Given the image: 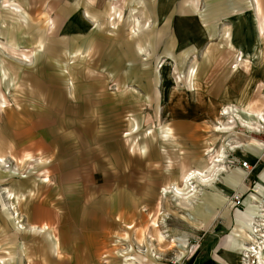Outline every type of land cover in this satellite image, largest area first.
<instances>
[{
    "label": "rangeland",
    "instance_id": "374dc122",
    "mask_svg": "<svg viewBox=\"0 0 264 264\" xmlns=\"http://www.w3.org/2000/svg\"><path fill=\"white\" fill-rule=\"evenodd\" d=\"M98 1L0 3V264H206L205 232L247 207L231 263L258 264L245 255L263 246L264 264V0L164 21ZM227 142L213 189L163 194H187L182 175L207 174Z\"/></svg>",
    "mask_w": 264,
    "mask_h": 264
},
{
    "label": "crops",
    "instance_id": "0c3cea01",
    "mask_svg": "<svg viewBox=\"0 0 264 264\" xmlns=\"http://www.w3.org/2000/svg\"><path fill=\"white\" fill-rule=\"evenodd\" d=\"M7 1L9 2L11 0H0V3L2 4V6L9 7L13 11H17L18 13H20V7H18L17 5H19V6L25 5L27 0H16L19 3L15 2V1H11V2L7 3ZM96 1H98V0H96ZM102 1H104L105 3L102 4L101 2L98 1L100 6L104 5V6H109V7L113 8V7L117 6L116 5L117 3H124V4L130 5V6H133L134 7L133 10L137 11L138 14L145 16L146 18H147V16H150V17L156 19L157 17L164 15L165 17H163L161 20V21H164L166 18L171 16L172 13L184 15V16L193 15L195 13V11H197L199 0H180L179 8L177 10H175V13L173 11L172 6H170V3H172V0H102ZM92 4H93L92 0H89V6H92ZM72 8L71 7L61 8L60 11L58 13H56L55 17H62V19H63V17L66 19H68V18H73L74 20L78 19L77 22H79L81 14L78 11H76L74 8L73 9ZM207 11L208 10H205L204 16L208 14ZM53 20H54V17H53ZM157 20H160V18ZM63 21H64V23H66V21L64 19H63ZM181 28L184 29L183 27H181ZM186 29H187L186 32L188 34L186 33L185 37H188L190 39H194V38L197 39L200 37H205L208 39L209 37L213 36L211 34V32L206 31L205 28L203 29V31H201L200 35L192 34L191 33L192 30H190L188 28H186ZM239 30L242 31L243 29H239ZM256 31H257V33H259V31H260L259 30V22H258L257 18H256ZM235 32H236V30H235ZM235 32H232L231 35H228L227 37L231 38L233 40V43H235V42L238 43L240 41L237 38L241 34H240V32L239 33H237V32L235 33ZM3 38H5V37H3ZM211 49L214 50V52L211 51L212 53H216L215 52L216 47L213 46ZM166 65H171V63L170 64L166 63ZM249 112H251V111H249ZM251 113L258 114V115L261 114L258 112H251ZM230 129L231 128H229V130ZM215 130L222 132L220 130H217V127L215 128ZM226 145H229V143L228 142L225 143L224 147H226ZM222 148H223V143L221 144L220 148L215 152V154L212 155V157L216 156L218 154V152H221ZM207 150H211V149H207ZM211 152H212V150H211ZM212 157H211V159H212ZM223 158H222L221 164L223 163ZM210 162H211L210 164H212V163L213 164H219L220 163V162L215 163L213 161H210ZM211 166L212 165H210L209 167H211ZM188 171H186L182 175L181 183H182L183 177L185 176V174ZM229 182L233 183L232 180H229ZM213 184L214 183H212L210 185V187H212V189H213ZM262 184L264 185V183H262ZM169 189L172 191L177 190V188L174 186H168L165 188V190H169ZM261 189H262V187H259L260 191H261ZM216 190L220 191V189H216ZM3 192L6 193V197L9 198L11 196L10 191H3ZM247 200H249V198L245 199V201H247ZM220 215H221V217H220L221 221L218 222L220 224V226H218L217 224L211 225L210 226L211 228L207 232H205V234L203 236V244H201V254L205 257H208V260H206V264H232L231 262L234 259V256L237 254V252H239V250L241 248V246L238 244H239V242L243 241V239H244V236L242 234L243 226L241 224L245 225L246 220L250 219L251 214H250V208L247 207L244 211H241V212L237 211V212H235V214H232L231 210L229 208H226L222 211V213ZM218 231L220 232L219 234H222V235H219L217 233ZM224 232H226V233L224 234ZM171 245H172V243H171ZM171 245L169 247H173ZM22 257H24V259H26L28 262V258L24 254H20L19 256H17V259H18L17 261H15V260H11V261H12V263L14 262L15 264H18V263L24 264L25 262L22 260ZM55 263H56V261L52 262V264H55Z\"/></svg>",
    "mask_w": 264,
    "mask_h": 264
},
{
    "label": "bare ground",
    "instance_id": "6f19581e",
    "mask_svg": "<svg viewBox=\"0 0 264 264\" xmlns=\"http://www.w3.org/2000/svg\"><path fill=\"white\" fill-rule=\"evenodd\" d=\"M258 27V26H257ZM254 116H260L258 114H253L250 113ZM222 115H231L230 111H229V107L224 108V111L222 113ZM263 122H264V118L260 117ZM260 119V120H261ZM244 120V119H243ZM231 122V121H230ZM229 122V123H230ZM244 122V121H243ZM228 124V123H227ZM248 125V123H243V126ZM229 128H231L228 125H220L217 127V130H220L222 132H227L229 130ZM225 143L223 144V148H224ZM222 148L221 152H218V154L216 156H213L211 161L213 162H220L219 164H211L212 166L210 167V170L207 174L204 173V171L202 169H190L185 176L182 179V183L187 187L188 189V193L187 194H182L176 190H174V192L172 190H164L163 194L166 193H172L174 194L175 197L177 198H183L185 200H190L192 198H194L195 196H197V194H199L201 192V189H199V186H210L213 182L214 179L216 178V176H218L219 171L223 170V165L221 164L222 162V157H224V149ZM212 150V149H211ZM211 150H207L206 154H209L211 152ZM214 159V160H213ZM2 162V161H1ZM211 163V162H210ZM195 183V184H194ZM189 202V201H188ZM264 202V201H263ZM260 211L264 212V208L261 209ZM262 218H261V223L260 225H262V227L264 226V213L261 214ZM264 230V229H263ZM262 234V233H261ZM262 237H264V233L261 235ZM259 244V243H258ZM172 246V245H171ZM260 246V245H259ZM263 248V246L260 247H254L251 251H247L245 256L250 255L249 253H253L254 257L257 259L258 264L262 263V259L260 257L261 254V249ZM244 256V255H243ZM253 257V258H254Z\"/></svg>",
    "mask_w": 264,
    "mask_h": 264
},
{
    "label": "built area",
    "instance_id": "2783aa9c",
    "mask_svg": "<svg viewBox=\"0 0 264 264\" xmlns=\"http://www.w3.org/2000/svg\"><path fill=\"white\" fill-rule=\"evenodd\" d=\"M242 166L244 167V169L245 170H251L252 169V167L246 162V161H244V162H242ZM234 199H238V197H233Z\"/></svg>",
    "mask_w": 264,
    "mask_h": 264
}]
</instances>
